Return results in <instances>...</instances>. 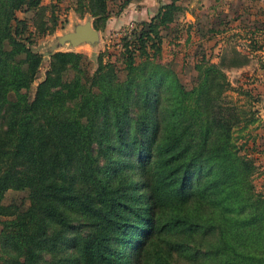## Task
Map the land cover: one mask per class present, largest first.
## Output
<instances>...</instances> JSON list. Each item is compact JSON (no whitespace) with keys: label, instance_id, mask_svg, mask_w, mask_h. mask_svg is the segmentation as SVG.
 <instances>
[{"label":"trees","instance_id":"trees-1","mask_svg":"<svg viewBox=\"0 0 264 264\" xmlns=\"http://www.w3.org/2000/svg\"><path fill=\"white\" fill-rule=\"evenodd\" d=\"M178 1L122 38L124 81L103 53L91 74L81 67L83 54L56 52L31 99L43 54L29 46L27 21L17 12L39 8L40 33L54 31L56 18L49 25L42 0H0V250L6 264H264L258 167L234 136L236 125L243 131L257 122L260 98L239 87L251 106H241L240 114L226 99L234 90L227 70L245 67L251 55L227 48L219 62L199 61L188 90L158 61L162 31L182 8ZM81 2L96 18L110 17L107 0ZM254 40L251 53L264 48ZM70 68L76 71L71 80L64 77ZM10 189L28 190L30 205L4 204ZM204 204L221 214H203ZM62 205L86 214L73 230ZM58 248L60 257L46 259Z\"/></svg>","mask_w":264,"mask_h":264},{"label":"rangeland","instance_id":"rangeland-1","mask_svg":"<svg viewBox=\"0 0 264 264\" xmlns=\"http://www.w3.org/2000/svg\"><path fill=\"white\" fill-rule=\"evenodd\" d=\"M136 1L135 8L139 10L138 8L141 6ZM182 1L183 3H189V0ZM133 2L134 0H107V9L110 11V17L108 19H100L96 18L90 11H87L88 2H81V0H42L41 5L46 8L45 14L46 18L49 19V25L53 23L52 17L56 18L55 30L47 33H40L35 26L39 8H25L18 11L17 16L25 19L28 24L26 37H29V46L33 51L43 54L42 66L31 88L28 90L29 98L32 99L34 97L36 87L45 78L49 70L51 55L56 52L83 54L81 67L91 74L99 67L100 55L103 53L104 61L110 59L114 62L119 72V79L124 81L127 70L123 58L122 38L126 36L131 38L135 33V29L131 30V23L137 25L141 21L153 19L159 13L161 6L164 5L161 3H167L168 1L161 0L160 5L156 6V9L154 8L150 13L144 14V18H133L131 16L130 19L122 20L121 17ZM237 2L233 0L235 5ZM179 5L182 7L184 4ZM236 8L234 7L233 12L230 9V13L228 12L225 15L226 17L223 18L219 10L214 14L211 12L212 17H210L209 13L202 12L200 7L199 9H193V11L182 7L181 11L176 14L175 22L162 31L164 43L161 57L158 58V61L170 65L185 87L191 90L197 82L198 71L195 68V64L199 61L205 59L211 62H219L221 53L227 48L229 50L238 48L243 53L251 55V61L245 67L227 70L228 78L234 86V90L227 92L226 99L229 101V105H237V109H234V111L240 114L241 106H244L245 109H251V106L246 103L249 98L239 94L237 89L243 87L250 89L255 97L259 95V92H257L258 85L263 84V82L260 81L262 77H260L258 69L262 70L264 68V57L262 54L253 56V53H251V49L255 46V40L253 34H251L252 30L250 26H241V22L233 20L238 15ZM221 19L227 20V24H223ZM87 20H92L95 28L101 32V41L97 45L82 44L72 47L70 43L63 45L59 43V36L74 30L78 23H83ZM245 23L249 24V22ZM259 44L261 43L259 42ZM137 61L141 62L142 57L138 58ZM75 75L76 71L73 68L68 69L64 73V77L69 80L73 79ZM255 105L254 109H257ZM227 107L233 108L232 106ZM241 126L243 125L235 126L234 136L236 144L241 147L243 154H247L256 160L258 169L254 175V184L256 191L264 194V128L261 131V137H254L257 130L253 124H250L243 131H241ZM112 175L114 176L115 174ZM118 178H121V174H119ZM3 203L7 205L16 204L19 207L27 208L30 205L29 191L26 189H10L6 192ZM195 206H198V204H193V207ZM62 209L68 217V230H73L75 224L79 223L80 215H86L74 205H62ZM201 210L206 215H220L222 212L220 209L209 205L205 208V204ZM182 211L186 212L185 209ZM92 220L94 221V219ZM172 234L170 233V235ZM60 251V248H58L57 251L50 252L46 255V259H50L53 256L55 258L60 257ZM71 253L72 250L65 249V254L70 255ZM0 255V264H6L5 256L1 250Z\"/></svg>","mask_w":264,"mask_h":264},{"label":"crops","instance_id":"crops-1","mask_svg":"<svg viewBox=\"0 0 264 264\" xmlns=\"http://www.w3.org/2000/svg\"><path fill=\"white\" fill-rule=\"evenodd\" d=\"M135 1L136 0H134V2L125 11L123 16L121 17L122 20L130 19L131 16H133V18H144V14L150 13L152 10H154V8L156 9V6L158 7L160 5L161 0H137L141 6L140 8H138L139 10L135 8ZM166 1H168L167 3H170L172 0ZM236 1H238L236 5L235 3H233V0H189V3H183L182 0H179L178 3L184 4L182 5L183 9L189 8L191 11H193V9H199L200 7V10L202 12H208V15L210 17H212L211 12L214 14L215 12H218L217 10H219L221 12V15H223V18H225V15L228 14V12L230 13L231 10V12H233L234 7H237L236 11L238 12V15L233 20L239 23L241 22V26H250L252 30L251 34H253L254 39H257L258 41L264 43V0ZM197 4L199 5L197 6ZM221 22L223 24H227V20L225 19H221ZM245 22H249V24H246ZM252 53L253 56L262 54L264 57V48L255 52L253 51ZM258 73L260 74V77H262L260 81L263 82V84H259L257 90V92H259L258 97L260 98V100L256 105L258 110V118L257 122L254 123L255 125L253 124V126H255L257 130L254 137H261V131L264 128V68L262 70L258 69Z\"/></svg>","mask_w":264,"mask_h":264},{"label":"water","instance_id":"water-1","mask_svg":"<svg viewBox=\"0 0 264 264\" xmlns=\"http://www.w3.org/2000/svg\"><path fill=\"white\" fill-rule=\"evenodd\" d=\"M58 41L61 45L70 43L72 47L82 44L95 46L101 41V32L95 28L92 20H87L78 23L74 30L59 36Z\"/></svg>","mask_w":264,"mask_h":264},{"label":"built area","instance_id":"built-area-1","mask_svg":"<svg viewBox=\"0 0 264 264\" xmlns=\"http://www.w3.org/2000/svg\"><path fill=\"white\" fill-rule=\"evenodd\" d=\"M136 27H137V25H135L134 23H131V30L136 29Z\"/></svg>","mask_w":264,"mask_h":264}]
</instances>
